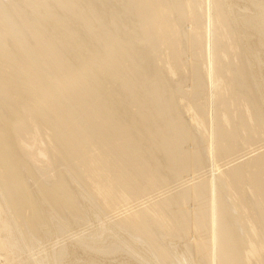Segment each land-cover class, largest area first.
<instances>
[{
	"label": "bare ground",
	"instance_id": "bare-ground-1",
	"mask_svg": "<svg viewBox=\"0 0 264 264\" xmlns=\"http://www.w3.org/2000/svg\"><path fill=\"white\" fill-rule=\"evenodd\" d=\"M0 264H264V0H0Z\"/></svg>",
	"mask_w": 264,
	"mask_h": 264
}]
</instances>
